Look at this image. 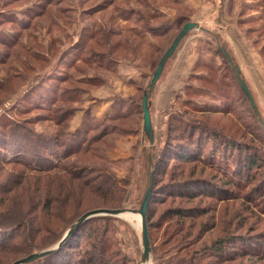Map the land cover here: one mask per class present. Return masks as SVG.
I'll use <instances>...</instances> for the list:
<instances>
[{
	"label": "rangeland",
	"instance_id": "obj_1",
	"mask_svg": "<svg viewBox=\"0 0 264 264\" xmlns=\"http://www.w3.org/2000/svg\"><path fill=\"white\" fill-rule=\"evenodd\" d=\"M227 5L237 9L238 27L264 63V0H228ZM186 8L184 0H0V201L17 206L14 193L28 180L24 176L34 177L35 187L43 188L44 180L38 176L44 175L24 164H31L32 158L48 165L42 158L47 151L38 145L54 147L50 137L55 134L63 144L72 131L73 139L79 137V152L54 162L76 170L95 165L102 172H87L85 177L108 175L118 187L71 202L72 207L64 210V222L52 224L54 234H37V239L48 242L41 249L53 247L57 239L51 244L50 239L61 237L87 210L117 204L138 209L151 174L146 212L151 249L146 263L264 264L260 70L239 65L256 102V114L218 50V44L225 46L237 62L232 46L221 36L216 43L214 35H209L213 43L201 38L194 69L164 123L157 126L151 146L142 129V94L182 26L177 17ZM104 86L117 92L96 95ZM155 89L156 85L150 100ZM98 135L100 141L95 140ZM191 135L197 150L186 153L192 156L188 160L174 145ZM165 144L168 148L162 151ZM57 145L61 154L63 148ZM172 210L187 215L169 214ZM176 220L180 224L175 225ZM103 228L99 264L140 261L141 227L136 220L94 216L76 229L72 247L55 262L82 264L94 256L96 234ZM24 247L11 242L0 250V264L23 257Z\"/></svg>",
	"mask_w": 264,
	"mask_h": 264
},
{
	"label": "trees",
	"instance_id": "obj_2",
	"mask_svg": "<svg viewBox=\"0 0 264 264\" xmlns=\"http://www.w3.org/2000/svg\"><path fill=\"white\" fill-rule=\"evenodd\" d=\"M187 19L189 20L187 16H184V15L180 16L178 14L177 20L179 23L180 21L184 23L185 20ZM108 32L113 33V31H110V30H108ZM220 46H223V45L218 44V50L224 56L223 52L220 49ZM224 58H225V62L230 66L231 70L234 72V75H235L233 64L236 63V61L234 60L233 56H232V60L234 63H230L229 61H227L225 56ZM235 78L237 79L236 75H235ZM57 125L61 126V123H57ZM67 135L70 136V139L63 144L61 143L58 144V141H59L58 138L60 134H55L50 137V141H54L56 145L58 144L60 145V147L63 148L61 154L57 152V148H55L56 147L55 144H54V147H50L44 144L38 145L39 150L42 147L46 149L47 154L42 155V158H43V161H46V163H48V165H40L36 163L32 158L30 159L31 164L23 163L25 166L26 165L30 166L29 171H36L38 172V174L44 175L42 177L38 176L40 178L39 179L40 182L44 180V183L42 184L43 188H41V186L35 187L34 182H31V179L34 180V177L29 179V176H24L23 180L25 179H28V180H25V183L20 187L19 190H17L18 192L14 193L19 198V202L17 206H12L10 204H7V206H4L2 201H0V250H5L6 246H9L11 242H16V243L20 242L25 246L23 251H21L23 252L22 256H26L29 253L34 252V251L43 250L41 248L48 245V242H46L45 239L44 240L37 239L36 238L37 234L43 233V232L47 234H54L53 233L54 229H53L52 224L53 223L58 224V223L64 222L65 220L64 210L72 207L71 202H79L82 199H84V196L87 194L98 195L100 192L105 191L104 189H106V191L107 190L109 191L113 188L118 189L114 179H112L108 175L99 174L96 179L85 177L87 172H91V171L99 172V173L102 172V170L98 171L97 169H95L96 168L95 165H91L89 167H83L80 170H76L74 169V167L73 168L61 167L54 162L55 158L59 159V157L63 156V158L68 159L71 156H74L75 154L79 152V149H80L79 137H77V139H73L76 136V132H73V131L67 132ZM100 139H101V135H98L95 138L96 141H100ZM86 142H87V139H86ZM196 144L197 143L194 141L191 135L187 139V141L185 142L181 141L180 143L179 142L175 143L174 147H178L184 150V153H182L180 157L183 156L184 158H187L188 160H192V156L186 155V153H189L192 150H194ZM58 145L57 147H59ZM73 145L75 146V148H73L74 147ZM167 145L168 144L164 145L162 151L167 150L168 148ZM83 148H84L83 154L87 153V149H86L87 147H83ZM199 151H201V149H199ZM23 162H26V161H23ZM98 178L100 179L97 181ZM11 189L14 190V185L10 187V191ZM118 207L120 208L119 204L107 206L106 208H118ZM175 212H180L178 213L179 217L187 215L186 212L183 210H180V211L172 210L169 212V214L175 213ZM109 216L110 215H103L102 218L106 219ZM87 221L88 219L85 222ZM174 222H175V225L180 224L179 220H176ZM75 232L76 230L69 236L66 242L57 251L51 254H48L44 257H41L39 259H36V260L41 259L40 261L41 264H57L55 261H58L57 257L61 254V252L65 248L68 249L72 247L70 245L71 244L70 239L73 237ZM104 233H105V229L103 228L102 230H100V232L96 234V239H95L96 244L94 246H97V249L93 247L96 254L94 256L88 257L87 260L85 259V261L82 264H99L100 263L99 258H100V254L104 246ZM17 237L20 239L19 241H17L16 239ZM60 238H61L60 236L59 237L53 236L50 239V244L52 242H55L56 239L58 241ZM182 259H185V258H182ZM36 260L31 264H38ZM178 263L179 261L177 262V264ZM104 264H107V263H104Z\"/></svg>",
	"mask_w": 264,
	"mask_h": 264
},
{
	"label": "crops",
	"instance_id": "obj_3",
	"mask_svg": "<svg viewBox=\"0 0 264 264\" xmlns=\"http://www.w3.org/2000/svg\"><path fill=\"white\" fill-rule=\"evenodd\" d=\"M187 8L184 9L186 16L204 29L197 28L196 31H189L181 41L175 54L170 58V62L160 80L155 84L156 89L153 98L149 99V109L153 133L157 130L159 123H164L165 117L172 109L175 97L181 92L186 83V79L194 69L197 60L196 44L201 38H209L214 35L215 43L219 41V36L226 39L234 49L237 57L236 64L255 65L262 75L264 90V63L259 62V55L244 35V31L238 27L240 20L237 9L227 5L228 0H184ZM240 2L242 0H234ZM233 5V4H232ZM184 14V15H185ZM215 32V33H214ZM217 35V36H215ZM212 42L213 40L210 39ZM213 43V42H212ZM247 54L250 56L248 57ZM231 55V54H230ZM241 72V70H240ZM112 91L104 86L102 92H96L99 96H109ZM114 94V93H113ZM111 104V100L106 103ZM143 122V120H142Z\"/></svg>",
	"mask_w": 264,
	"mask_h": 264
},
{
	"label": "water",
	"instance_id": "obj_4",
	"mask_svg": "<svg viewBox=\"0 0 264 264\" xmlns=\"http://www.w3.org/2000/svg\"><path fill=\"white\" fill-rule=\"evenodd\" d=\"M194 28H200L204 29L203 26L199 25L198 23L188 20L182 24V26L179 28L177 33L175 34L174 38L170 42L169 46L164 50L162 55L160 56L157 65L152 72L148 88L143 92L142 94V99H141V112H142V129L147 137L150 146L154 142V133H153V128H152V123H151V116H150V109H149V97L150 94L160 77L162 70L164 68L165 62L167 59L171 56L173 51L176 49L178 46L180 40L184 38L187 33L194 29ZM221 51L223 52L224 56L226 57L227 61L230 63H234L232 60V56L230 53L226 50L224 46H220ZM233 68L235 70V75L237 77V80L239 82V85L243 92L245 93L250 105L253 107L254 112L258 114V109L256 102L254 100V97L252 95V92L247 85L246 81L244 78L241 77L240 75V68L236 63L233 64ZM151 189H152V178L151 174H149V180L147 184V188L144 192L141 204L138 209H128V208H94L85 211L82 213L80 216H78L73 223L69 225V227L65 230L64 234L61 236V238L57 241V243L50 248H46L40 251H34L29 253L26 256H23L21 258L15 259L9 264H27L30 263L36 259H39L41 257H44L48 254H51L55 251H57L69 238V236L87 219L94 217V216H103V215H110V216H122L123 213L125 212H130V213H136L140 215V227H141V245H142V251H141V257L140 261L137 262V264H145L149 260V255H150V244H149V236H148V227H147V220H146V212H147V206L148 202L150 199V194H151Z\"/></svg>",
	"mask_w": 264,
	"mask_h": 264
},
{
	"label": "bare ground",
	"instance_id": "obj_5",
	"mask_svg": "<svg viewBox=\"0 0 264 264\" xmlns=\"http://www.w3.org/2000/svg\"><path fill=\"white\" fill-rule=\"evenodd\" d=\"M122 216L125 217V219L127 218L130 221L136 220L137 225L140 224V215H138L136 213L134 214V213H130V212H125L122 214ZM145 264H148V263H145Z\"/></svg>",
	"mask_w": 264,
	"mask_h": 264
}]
</instances>
